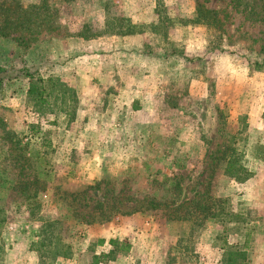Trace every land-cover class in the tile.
Here are the masks:
<instances>
[{"label":"rangeland","instance_id":"374dc122","mask_svg":"<svg viewBox=\"0 0 264 264\" xmlns=\"http://www.w3.org/2000/svg\"><path fill=\"white\" fill-rule=\"evenodd\" d=\"M14 1L36 6L45 21L38 19L32 35H0V68L20 67L23 60L38 76L60 78L75 91L94 87L98 108H76L68 117L42 114L31 109L20 81L0 88V204L14 226L7 244L14 234L35 240L42 219L65 218L61 236L73 255L62 264H90L95 243L107 234L91 235V225L68 218L62 204L72 200L60 201L57 188L71 192L98 184L90 192L94 200L133 212L108 211L109 221L99 224L109 226L116 240H131L135 249L127 264H227L229 252H245L248 264H264V108H249L253 100L264 103V81L249 79L264 75L258 65L264 62V0H198L218 12L220 40L217 31L186 24L194 0ZM120 19L137 30L158 24L140 39L143 52L165 59L161 72L168 74L154 116L138 115L136 99L129 115L107 108L121 90L102 75L107 58L113 51L116 59L130 52L119 41L118 32L127 30ZM218 44L222 51L209 52ZM191 78L203 84L204 97L189 94ZM233 84L243 94L236 104L233 91L223 89ZM251 124L260 130L252 134ZM233 157L235 169L243 170L238 175L226 170ZM245 171L251 176L240 182ZM24 176L47 182L33 210L12 189ZM152 199L158 209H148ZM186 211L184 219H169ZM143 228L141 236L137 230Z\"/></svg>","mask_w":264,"mask_h":264},{"label":"trees","instance_id":"16d2710c","mask_svg":"<svg viewBox=\"0 0 264 264\" xmlns=\"http://www.w3.org/2000/svg\"><path fill=\"white\" fill-rule=\"evenodd\" d=\"M195 1V12L194 16L186 21V24H191L194 26H200L208 30L217 31L219 34L217 39L220 40L223 35V30H221L220 20L218 18V12L214 10L206 9L198 0ZM236 3L241 0H233ZM256 1V0H253ZM156 12L158 13V9L160 5L157 4ZM234 9V6H233ZM37 7L34 5L29 6H20L14 0H1L0 1V35L3 37H8L10 33H15L18 30L21 33H29L32 26H36L38 19L41 21H45L43 15H37ZM15 16V22L12 21V16ZM42 16V17H41ZM18 18V19H17ZM159 22H162V18L159 16ZM120 22L126 23L127 30L119 31L118 35L121 36H132V35H141L145 32L146 29L156 30V25L145 26L140 30H137V26L132 24L130 21L125 19H120ZM185 25V24H182ZM84 39L86 37L79 36ZM21 41V38H17V41ZM26 41H31V39H27ZM217 46L211 47L209 52L213 51H222V49ZM163 58V57H162ZM165 58V57H164ZM20 67H10L8 69L0 68V88L7 81H20L24 84V95L27 100L30 102L31 109L34 112L39 113H61L66 117L70 116V114L76 109L79 108V99L77 97L75 89L68 86L64 81L57 77H40L37 75L36 69L28 66L25 61H21ZM259 66L263 64H258ZM56 109L57 111L55 112ZM234 152V151H231ZM237 158L233 157L227 160L226 170L233 171L236 168ZM241 169V166H238L235 169L234 175H238L237 172ZM243 171V170H242ZM251 174L245 171V174L242 178H237L240 182H243L250 178ZM24 179L19 182L12 189L13 191L24 200V203L28 210H33L39 204L37 201V197L40 194L46 192V184L47 182L38 183L37 180H33L31 177L27 178V176L23 177ZM31 178V179H30ZM98 184L92 188L91 186L81 187L75 191H67L64 188H57L58 194H60V201H64L65 197H70L72 203L70 206L62 204L64 210H67L68 218L75 220V224L82 225H93V224H103L108 222L110 217L106 213L108 211L114 212L116 215H127L133 212H120L116 207L110 205L107 202L94 200L91 196L90 192L93 189H97ZM118 201H124L120 195L115 196ZM2 198L0 197V200ZM115 199V200H117ZM145 199H147L145 197ZM86 200L94 201L93 204H87ZM133 200V199H132ZM152 203V207L148 208L150 210L158 209L155 207L157 205L155 200H150ZM217 201V200H215ZM126 203H130L126 201ZM155 204V205H154ZM188 207H182V210H187ZM128 209L129 208H126ZM126 210V211H128ZM136 212H141L143 209H134ZM187 211L184 212V216H179V214H175V216H171L170 220H175L177 218L184 219L187 215ZM174 215V210L172 214ZM66 217V218H67ZM67 219L60 218L58 220L51 219H42V223L38 228L37 232L34 234L36 236L35 240L31 242V250L38 254L39 264H49V261L52 263L56 262L57 259H71L73 252L71 247L64 241L63 236H61V232L63 230L64 223ZM7 218L5 217V211L3 206L0 204V234L2 229L7 223ZM104 240H99L98 245H103ZM108 245L112 248L111 253H100L98 255L94 254L91 256L90 264H107L115 260L118 254L127 253L130 250V244L128 242H120L119 240L110 239ZM91 251V249L89 248ZM3 249L0 244V262L1 255ZM239 258V262H237L236 258ZM227 264H248L246 260L245 252H229Z\"/></svg>","mask_w":264,"mask_h":264},{"label":"crops","instance_id":"0c3cea01","mask_svg":"<svg viewBox=\"0 0 264 264\" xmlns=\"http://www.w3.org/2000/svg\"><path fill=\"white\" fill-rule=\"evenodd\" d=\"M112 38L116 39V37H112ZM119 39H120L119 41L128 43L126 47V51L128 52L130 51V52L128 53V55L127 52H125L124 55H122L121 59L118 58L116 59L119 53L117 54L116 51L111 52V56L107 58L109 62L105 66L106 67L104 69L105 73L102 75L110 79L111 86L115 87L117 84L121 86V90L117 93V97L115 99L116 101L121 99L120 102L121 105L119 104V102L112 100L111 103L109 102L107 103L108 106L107 108H123L126 114L129 115L130 113H133V111L130 110L131 108H134L133 104L135 102L134 100L136 99L138 101L136 103H139V106L137 108H142L136 111L138 115L141 112H144L143 114L148 112L153 114L154 116L156 112L154 111L153 108H158L155 107L154 105L155 99L157 98V102H162V99L165 96V93L162 92L163 80H164L163 78L168 74L161 72L163 60L165 61V59H163L161 56L156 57L155 54L151 55L149 53L143 52L142 43L140 40L141 35L122 36L119 37ZM109 41H111V45L114 46L115 40L110 39ZM123 49L125 50V47H123ZM130 54L133 55L131 56ZM95 65L97 67V62L95 63ZM218 65H220V63ZM104 71L102 70V72ZM246 77L248 78V74L246 75ZM255 77H256V81L258 79L261 80L260 82L264 81L263 79L264 75H261L259 78L258 75H256L255 73L251 74V78L249 79H251V81H254L256 83ZM90 81L91 80H89L88 82L89 85H90ZM246 82H248V80ZM81 89L82 87L79 86L76 90L77 91L76 94L79 99V108H98V99L96 101L97 102L96 105L94 104L95 99L98 95L97 90H95L94 87L93 88L91 87L89 90L88 89L81 90ZM223 89L224 90L229 89V91H233L235 97L234 99L235 104L236 102L239 101L241 97H243L242 91L238 90L237 84H233V86L225 85L223 86ZM203 91H204L203 84H201V82L199 81H193V78H191L189 94L191 96L196 95V96L204 97L205 94ZM224 103L225 102H223V105ZM101 105L103 106V103H101ZM250 105L251 107L249 106V108L251 109L255 108L253 110L254 112L256 111V108H264V103L261 102L259 104L258 100H253V103ZM249 130H252L251 133L254 134L257 133L255 132V130H260V128H258V126H256L255 124H251ZM261 143L264 145V142ZM133 217L135 218L136 216ZM12 227L14 226L10 224L8 221L0 234V244L2 245V249H3L0 264H39L38 254L31 250V242H32L31 238L27 239L26 235L24 234L23 235L14 234V239L12 240V242L10 244H7L9 240L8 238L10 233L9 231L13 229ZM108 227L109 226L107 225L95 224V225H91V227L88 228L89 233L91 235L92 233L94 234L96 232L107 234L106 236H104V238H101L103 236H99V238L95 236L99 240L108 239V240H104L105 243L101 246L98 245L99 240H97V242L95 243L96 250L92 249L93 252L95 250L94 254L96 255L100 253H111L112 248L110 246H109L110 248L105 250H101V251L97 250L99 248H104L106 245L108 246L107 242L110 239L116 240L114 235L109 232ZM137 233H140L141 236H143V234L146 233V228L138 229ZM115 235L117 234L115 233ZM105 237H109V238H105ZM129 240L128 243L130 244V250L127 253L118 254L114 261L109 262L107 264H127L130 262V259H132V255L134 254L133 251L135 248L131 240L130 242ZM67 261L69 260H64L63 258H59L56 261V263L62 264Z\"/></svg>","mask_w":264,"mask_h":264}]
</instances>
